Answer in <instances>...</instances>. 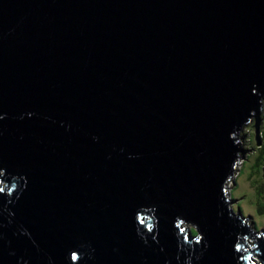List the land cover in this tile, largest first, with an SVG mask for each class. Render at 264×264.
<instances>
[{
    "label": "water",
    "instance_id": "1",
    "mask_svg": "<svg viewBox=\"0 0 264 264\" xmlns=\"http://www.w3.org/2000/svg\"><path fill=\"white\" fill-rule=\"evenodd\" d=\"M263 102L264 0H0V264H264Z\"/></svg>",
    "mask_w": 264,
    "mask_h": 264
},
{
    "label": "rangeland",
    "instance_id": "2",
    "mask_svg": "<svg viewBox=\"0 0 264 264\" xmlns=\"http://www.w3.org/2000/svg\"><path fill=\"white\" fill-rule=\"evenodd\" d=\"M261 120V145L253 146V150L244 154L245 159H240L232 183L229 188V197L233 201L231 207L240 209L244 216H249L257 231L264 230V214L259 213L264 208V102ZM263 145L262 148H260ZM260 158L257 159V157ZM264 211V209H263Z\"/></svg>",
    "mask_w": 264,
    "mask_h": 264
},
{
    "label": "trees",
    "instance_id": "3",
    "mask_svg": "<svg viewBox=\"0 0 264 264\" xmlns=\"http://www.w3.org/2000/svg\"><path fill=\"white\" fill-rule=\"evenodd\" d=\"M262 147H263V145L260 148H262ZM258 158H260V156H258L257 159ZM262 165H264V163ZM259 208H261V211L259 210V213L264 214V211H263L264 208L262 209V207L260 206V204L258 205V209ZM192 233H196V231H195V229L193 227H192Z\"/></svg>",
    "mask_w": 264,
    "mask_h": 264
}]
</instances>
